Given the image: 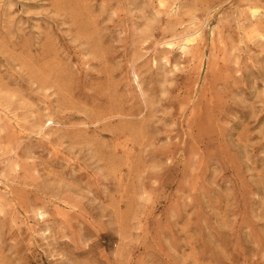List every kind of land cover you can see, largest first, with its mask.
I'll use <instances>...</instances> for the list:
<instances>
[{
	"label": "rangeland",
	"instance_id": "1",
	"mask_svg": "<svg viewBox=\"0 0 264 264\" xmlns=\"http://www.w3.org/2000/svg\"><path fill=\"white\" fill-rule=\"evenodd\" d=\"M0 0V264H264V0Z\"/></svg>",
	"mask_w": 264,
	"mask_h": 264
},
{
	"label": "bare ground",
	"instance_id": "2",
	"mask_svg": "<svg viewBox=\"0 0 264 264\" xmlns=\"http://www.w3.org/2000/svg\"><path fill=\"white\" fill-rule=\"evenodd\" d=\"M52 4V8L57 12L65 11V6L60 0H48Z\"/></svg>",
	"mask_w": 264,
	"mask_h": 264
}]
</instances>
